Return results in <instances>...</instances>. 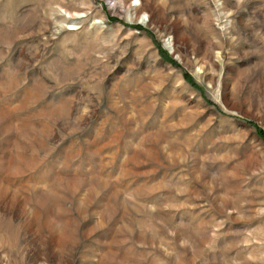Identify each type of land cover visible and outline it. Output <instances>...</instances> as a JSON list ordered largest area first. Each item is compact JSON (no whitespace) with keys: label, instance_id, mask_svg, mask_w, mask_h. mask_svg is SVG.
<instances>
[{"label":"rangeland","instance_id":"1","mask_svg":"<svg viewBox=\"0 0 264 264\" xmlns=\"http://www.w3.org/2000/svg\"><path fill=\"white\" fill-rule=\"evenodd\" d=\"M0 264H264V0H0Z\"/></svg>","mask_w":264,"mask_h":264}]
</instances>
